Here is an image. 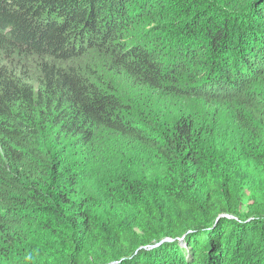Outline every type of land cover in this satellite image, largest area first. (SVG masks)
Wrapping results in <instances>:
<instances>
[{
	"label": "trees",
	"instance_id": "1",
	"mask_svg": "<svg viewBox=\"0 0 264 264\" xmlns=\"http://www.w3.org/2000/svg\"><path fill=\"white\" fill-rule=\"evenodd\" d=\"M244 154L264 0H0V264H264Z\"/></svg>",
	"mask_w": 264,
	"mask_h": 264
},
{
	"label": "rangeland",
	"instance_id": "2",
	"mask_svg": "<svg viewBox=\"0 0 264 264\" xmlns=\"http://www.w3.org/2000/svg\"><path fill=\"white\" fill-rule=\"evenodd\" d=\"M114 72L108 74L106 77L108 80L114 78ZM124 84L126 87H130L131 83L128 81L122 82L119 81L118 84ZM214 106H205L203 104H196L195 108L203 110L205 112L213 113L215 111ZM224 112L226 111L225 108ZM243 153V152H242ZM257 162V161H255ZM230 171L232 182L235 189L239 193L240 198V212L246 214L250 205L255 202L259 194L264 192V167L261 165L249 162L247 156L244 154L241 160H237L234 167H223ZM164 173L159 170L154 176L152 183H159V180H162Z\"/></svg>",
	"mask_w": 264,
	"mask_h": 264
},
{
	"label": "water",
	"instance_id": "3",
	"mask_svg": "<svg viewBox=\"0 0 264 264\" xmlns=\"http://www.w3.org/2000/svg\"><path fill=\"white\" fill-rule=\"evenodd\" d=\"M162 242H164V241H162ZM159 245V244H158ZM157 246V245H156ZM155 247V246H154ZM154 247H152V248H154Z\"/></svg>",
	"mask_w": 264,
	"mask_h": 264
}]
</instances>
